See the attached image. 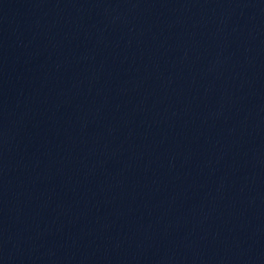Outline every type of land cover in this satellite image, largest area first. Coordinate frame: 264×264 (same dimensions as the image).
<instances>
[{"label": "water", "instance_id": "95a60500", "mask_svg": "<svg viewBox=\"0 0 264 264\" xmlns=\"http://www.w3.org/2000/svg\"><path fill=\"white\" fill-rule=\"evenodd\" d=\"M0 264H264V0H0Z\"/></svg>", "mask_w": 264, "mask_h": 264}]
</instances>
